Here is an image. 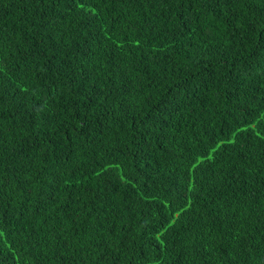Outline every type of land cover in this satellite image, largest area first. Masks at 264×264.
Returning <instances> with one entry per match:
<instances>
[{"label":"trees","instance_id":"obj_1","mask_svg":"<svg viewBox=\"0 0 264 264\" xmlns=\"http://www.w3.org/2000/svg\"><path fill=\"white\" fill-rule=\"evenodd\" d=\"M0 264H264V0H0Z\"/></svg>","mask_w":264,"mask_h":264},{"label":"snow or ice","instance_id":"obj_2","mask_svg":"<svg viewBox=\"0 0 264 264\" xmlns=\"http://www.w3.org/2000/svg\"><path fill=\"white\" fill-rule=\"evenodd\" d=\"M83 2V0H81V3Z\"/></svg>","mask_w":264,"mask_h":264}]
</instances>
